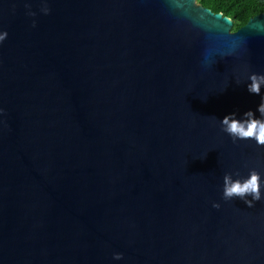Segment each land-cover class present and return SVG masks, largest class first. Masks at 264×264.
<instances>
[{
    "label": "water",
    "instance_id": "obj_1",
    "mask_svg": "<svg viewBox=\"0 0 264 264\" xmlns=\"http://www.w3.org/2000/svg\"><path fill=\"white\" fill-rule=\"evenodd\" d=\"M233 25L197 0H0V264H264V146L221 123L260 118L264 12ZM253 168L261 200L224 199Z\"/></svg>",
    "mask_w": 264,
    "mask_h": 264
},
{
    "label": "clouds",
    "instance_id": "obj_2",
    "mask_svg": "<svg viewBox=\"0 0 264 264\" xmlns=\"http://www.w3.org/2000/svg\"><path fill=\"white\" fill-rule=\"evenodd\" d=\"M43 12L48 13L50 9L45 6ZM35 15V13H30ZM8 33L7 31L0 32V42H3ZM251 83L248 84V91L253 94L261 93V86L264 85V74L252 73L249 77ZM260 118H257L252 110L244 113L243 119L237 118L236 113L226 115L221 120L223 130L234 139H255L258 145L264 146V98L258 106ZM239 175V173H237ZM223 197L230 200L238 197L247 204L248 207H253L255 201L261 200V174L253 168L250 175L246 179H233L231 173H226L224 176ZM251 197V199H248ZM216 208L220 207L219 203H214ZM123 253H115V259H121Z\"/></svg>",
    "mask_w": 264,
    "mask_h": 264
},
{
    "label": "trees",
    "instance_id": "obj_3",
    "mask_svg": "<svg viewBox=\"0 0 264 264\" xmlns=\"http://www.w3.org/2000/svg\"><path fill=\"white\" fill-rule=\"evenodd\" d=\"M214 12H222L233 22V30H237L254 17L264 12V0H197Z\"/></svg>",
    "mask_w": 264,
    "mask_h": 264
}]
</instances>
